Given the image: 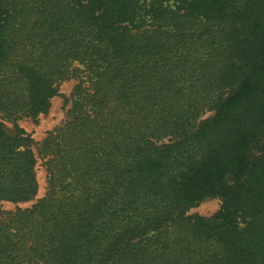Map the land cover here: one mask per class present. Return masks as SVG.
<instances>
[{
  "label": "trees",
  "instance_id": "trees-1",
  "mask_svg": "<svg viewBox=\"0 0 264 264\" xmlns=\"http://www.w3.org/2000/svg\"><path fill=\"white\" fill-rule=\"evenodd\" d=\"M65 82L0 123V264H264V0H0V115Z\"/></svg>",
  "mask_w": 264,
  "mask_h": 264
},
{
  "label": "rangeland",
  "instance_id": "rangeland-1",
  "mask_svg": "<svg viewBox=\"0 0 264 264\" xmlns=\"http://www.w3.org/2000/svg\"><path fill=\"white\" fill-rule=\"evenodd\" d=\"M73 87V82H65L59 87V95L51 100L49 111L36 118L24 117L17 121L9 120L0 115V123L3 125L4 131L10 137L22 133L23 136L30 138L33 144V150L39 145L47 134L52 131L64 118L66 109L65 99L68 98ZM211 113H207L210 116ZM35 176L38 183V194L36 199L43 195L45 189V173L41 161L35 167ZM33 202L12 204L7 202H0V211L9 212L17 208L24 209L29 207ZM220 206L218 199H206L196 207L188 211V215H198L202 217H209L214 214Z\"/></svg>",
  "mask_w": 264,
  "mask_h": 264
}]
</instances>
